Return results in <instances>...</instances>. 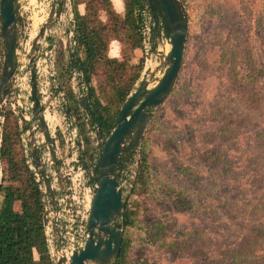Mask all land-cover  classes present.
<instances>
[{"label":"rangeland","instance_id":"374dc122","mask_svg":"<svg viewBox=\"0 0 264 264\" xmlns=\"http://www.w3.org/2000/svg\"><path fill=\"white\" fill-rule=\"evenodd\" d=\"M183 1L189 33L180 74L152 109L136 163L126 164L121 178L124 199L140 208L139 225L124 230L128 264H264V0ZM49 7L48 0L20 2L25 39L15 89L3 100L4 119L9 108L20 119L32 104L27 51ZM145 14L149 20L147 7ZM64 44L63 35L43 39L36 66L44 90L46 66L57 78ZM56 104L50 96L43 112L53 118ZM89 134L97 146L92 126ZM144 139L159 187L132 195ZM64 159L63 151L60 165ZM27 162L34 170L30 153Z\"/></svg>","mask_w":264,"mask_h":264},{"label":"water","instance_id":"95a60500","mask_svg":"<svg viewBox=\"0 0 264 264\" xmlns=\"http://www.w3.org/2000/svg\"><path fill=\"white\" fill-rule=\"evenodd\" d=\"M70 2V0H51L45 24L31 38L27 55L32 104L29 110H22L20 124L25 130V138L37 180L40 181L41 190L44 196L48 197L52 208V242L49 250L53 264H109L111 260L115 262L118 259L125 234L122 225L125 190L121 182L123 169L128 163H136L145 131L154 118L152 109L162 105L175 86L184 60L189 33V16L183 0H146L153 22L152 59L143 69L139 84L134 87L121 105L115 126L110 133L103 136L100 128L95 127L99 153L94 170L95 184L90 197L86 240L83 246L76 247L70 233L66 247L63 233L59 228L60 204L51 182V174L45 168L41 155L40 146L42 144L45 145L53 166L59 191L64 196L66 216L70 222H73L69 211L70 197L59 163L57 145L51 136L43 112L36 58L43 39L49 33L52 34L60 17L66 14ZM25 28L20 0H0V38L3 49V57L2 60L0 59L2 66L0 69V112L8 81L11 80L9 88L13 92L18 80L19 53L25 39ZM73 35L69 32L65 41L71 66L76 64ZM150 63H154L155 66H149ZM50 69L49 65L45 70L48 77L52 79L54 73ZM72 71L79 72L75 68ZM78 78L82 80V76ZM50 84L54 88L52 80ZM75 93L77 94L76 89ZM78 99L80 109L86 113L88 126H92L95 115L90 108L88 96L78 94ZM65 111L68 116L72 113L68 107ZM32 117L35 123L31 122ZM38 131L41 132V140Z\"/></svg>","mask_w":264,"mask_h":264},{"label":"trees","instance_id":"16d2710c","mask_svg":"<svg viewBox=\"0 0 264 264\" xmlns=\"http://www.w3.org/2000/svg\"><path fill=\"white\" fill-rule=\"evenodd\" d=\"M75 15L74 61L71 66L66 50L61 48L56 62L59 88L64 91L67 107L79 119L85 140V160L92 166L96 160L92 136L72 87V70L82 72L88 87V99L95 121L107 136L115 126L121 105L135 87L144 66V56L137 64L131 62L134 50L143 47L142 24L146 0H123L124 14L118 13L111 0H71ZM85 4L80 13L79 4ZM106 18H102V14ZM121 43V58L108 53L112 40ZM4 113L0 157L3 176L0 183V264H53L45 232L46 209L44 193L35 171L27 162L23 131L12 109ZM2 115V112L0 113ZM159 184L154 180L147 139L141 148L132 195L153 194ZM138 202L124 199L122 225L124 230L139 225ZM130 239L124 237L117 264H128Z\"/></svg>","mask_w":264,"mask_h":264},{"label":"built area","instance_id":"2783aa9c","mask_svg":"<svg viewBox=\"0 0 264 264\" xmlns=\"http://www.w3.org/2000/svg\"><path fill=\"white\" fill-rule=\"evenodd\" d=\"M148 8V7H147ZM144 21L142 24V36H143V51H144V59L145 64H148L150 59L152 58V28L153 22L152 19H147L144 10ZM39 73V72H38ZM56 72L54 70V75L52 76V80L54 82V88L51 87L50 80L48 79V88L44 90L43 82H39L40 86V97L42 100V106L50 96L54 95L56 99V106L54 105L53 114L54 118H57L59 121L52 128L50 122L47 121V125L49 127L51 136L53 140L56 142L57 151L59 155L64 151L65 159L62 162L61 168L67 183L68 195L70 197V206L69 211L71 213V219L73 222H70L66 216L65 208L66 202L63 194L59 191V185L55 179L53 166L51 164L48 153L45 150L41 153L45 165L47 166L50 162V165L47 166V171L51 174V182L54 186V189L57 193L56 197L60 204V221L59 228L64 236V245L67 247L68 239L70 238V233L73 239V244L77 247L83 246L86 240V234L88 230V219L90 215V197L93 192L94 184H95V163L92 166H89L85 160V140L81 134L79 127V119L76 115L71 113V115H67L65 108L67 107V100L63 90L59 88L58 79L55 76ZM78 76H82V80L78 78ZM72 87L78 94H86L88 93V87L84 82L82 72H74L72 71ZM57 88V91H56ZM55 92H57L55 94ZM46 94V96H44ZM43 97V98H42ZM59 99V101L57 100ZM45 118L48 115L44 110ZM3 119V120H1ZM4 122V118L0 115V148L2 144V125ZM20 122V119H19ZM22 140L24 141L25 152L27 156L29 155V148L26 142L25 133L21 134ZM62 148V150H61ZM41 151V146H40ZM61 159V158H60ZM97 159V157H96ZM135 173V172H134ZM136 174V173H135ZM3 176V164L2 159L0 157V183L2 181ZM122 182V179H121ZM45 202L46 209V223H45V232L47 236L48 246L52 242V208L50 206V202L48 197H43Z\"/></svg>","mask_w":264,"mask_h":264},{"label":"crops","instance_id":"0c3cea01","mask_svg":"<svg viewBox=\"0 0 264 264\" xmlns=\"http://www.w3.org/2000/svg\"><path fill=\"white\" fill-rule=\"evenodd\" d=\"M22 0H20L21 2ZM49 2H51V0H48ZM71 1V0H70ZM114 6V9L120 13V14H124L125 12V3L123 0H111ZM78 9L80 11V13H84L85 12V4H79ZM102 18L105 19L106 15L103 13L102 14ZM74 27H75V15H74V10H73V5H72V1L68 4V8L66 10V14L62 15L59 19V22L56 24L55 28L52 30V34L54 33V35L49 33V36H59V35H63L65 36V41L68 38V34L69 32H72L74 34ZM64 48L66 50V55L68 56V49L66 48L65 44H64ZM143 49L142 48H136L134 50V55L133 58L131 60V62L133 64H137L139 63V61L142 59L143 57ZM109 55L111 57H117V58H121L122 54H121V43L119 40H112L109 46V51H108ZM143 72V71H142ZM142 75V73H141ZM140 75V77H141ZM140 77L138 79V81L136 82L135 86H137L139 84V80Z\"/></svg>","mask_w":264,"mask_h":264},{"label":"flooded vegetation","instance_id":"af4514ba","mask_svg":"<svg viewBox=\"0 0 264 264\" xmlns=\"http://www.w3.org/2000/svg\"><path fill=\"white\" fill-rule=\"evenodd\" d=\"M2 57H3V49H2V41H1V38H0V59L2 60ZM1 63H0V69H1ZM10 83H11V80H9L8 81V83H7V90H6V93H5V95H4V98H5V96L7 95V94H9V93H11V89L9 88V86H10ZM129 156H132V155H129ZM123 165H125V164H123Z\"/></svg>","mask_w":264,"mask_h":264},{"label":"bare ground","instance_id":"6f19581e","mask_svg":"<svg viewBox=\"0 0 264 264\" xmlns=\"http://www.w3.org/2000/svg\"><path fill=\"white\" fill-rule=\"evenodd\" d=\"M38 18H39V17H38ZM39 19H40V18H39ZM38 26H39V25H38ZM36 30H37V28H36V29L34 28V30H32V31H33L32 34H31V37H32V38L35 36ZM167 48H168V47H167ZM149 66L154 67L155 64H154V63H150ZM46 119H47L48 122L52 123L54 117L52 118V117H50L49 115H47V116H46Z\"/></svg>","mask_w":264,"mask_h":264}]
</instances>
